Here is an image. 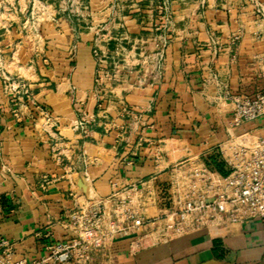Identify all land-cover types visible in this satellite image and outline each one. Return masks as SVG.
<instances>
[{
	"label": "crops",
	"instance_id": "0c3cea01",
	"mask_svg": "<svg viewBox=\"0 0 264 264\" xmlns=\"http://www.w3.org/2000/svg\"><path fill=\"white\" fill-rule=\"evenodd\" d=\"M152 3L129 0L126 12L118 13L127 35L143 36L144 24L153 16ZM172 3L175 24L162 75L153 79L152 64L143 73L141 66L130 64L134 72L113 88L106 102L110 118L128 126L126 133L120 128L104 133L98 126L90 137L81 138L74 129L81 113H98L93 97L97 32L77 33L70 24L72 4L61 8L57 0H0V238L16 244L17 258H38L49 243L72 237L60 222L74 206L71 193L108 195L113 180L169 182L175 166L193 160L207 163L232 134L264 136V116L233 126L232 105L223 98L226 93L264 92V80L253 63L264 52V42L255 40L247 27L238 46L230 45L232 33L247 16L238 0ZM103 45L111 50L115 42ZM5 78L31 84L35 99L54 113L57 126L43 125L37 110L25 102L19 103L18 120ZM123 102L133 115L122 116ZM51 130L61 134L66 158L73 160L83 151L92 157L87 176L57 164ZM125 156L135 163L127 165ZM45 176L50 183L42 186ZM82 176L87 191L78 185ZM263 262L264 218H254L218 235L199 230L136 254L130 253L128 239L120 238L110 256L98 254L93 264Z\"/></svg>",
	"mask_w": 264,
	"mask_h": 264
},
{
	"label": "built area",
	"instance_id": "2783aa9c",
	"mask_svg": "<svg viewBox=\"0 0 264 264\" xmlns=\"http://www.w3.org/2000/svg\"><path fill=\"white\" fill-rule=\"evenodd\" d=\"M166 3L164 1V5ZM238 6L247 16L232 33L230 45L233 48L238 46L241 37L248 31L247 27L252 29L250 34L255 40L264 42V0H238ZM158 40L156 55L151 60L153 79L162 75L166 48L171 38L161 34ZM103 46L97 32L93 50L97 61L93 97L98 113H81L74 125L81 138L90 137L98 126L103 127L104 133L120 128L125 134L128 129V126H120L110 118L106 102L111 100L113 88L127 81L134 70L127 62L118 64L115 61L112 69L109 59L113 52ZM75 47L73 45L72 51ZM121 51H125L124 47L117 48V56ZM253 63L258 68V76L264 80V52L257 54ZM125 70L128 74L122 73ZM4 86L11 104L15 106L13 113L18 120L22 118L19 103L25 102L37 110L43 125L57 126L54 113L35 99L31 84L5 78ZM223 98L232 105L233 126L264 116V92L252 95L226 93ZM123 105L122 116L133 115L129 105L124 102ZM49 136L57 164L87 176L86 167L92 157L83 151L70 160L61 149L64 141L61 134L51 130ZM218 153L229 169L226 175L203 160L181 162L173 168L169 181L170 203L167 206L160 204L159 191L152 181L122 183L113 180L108 195L79 196L71 193L74 206L60 222L72 237L49 243L45 253L35 259L17 258L16 244L0 238V264H93L98 254L110 256L115 240L120 238L128 239L130 253L136 254L149 245L177 236L199 230L218 235L224 228L243 225L249 219L264 218V136L249 132L232 134L219 145ZM123 161L127 165L135 163L133 157L128 156ZM49 183L45 176L41 185Z\"/></svg>",
	"mask_w": 264,
	"mask_h": 264
},
{
	"label": "rangeland",
	"instance_id": "374dc122",
	"mask_svg": "<svg viewBox=\"0 0 264 264\" xmlns=\"http://www.w3.org/2000/svg\"><path fill=\"white\" fill-rule=\"evenodd\" d=\"M57 1L62 4L61 8H64V6L67 8V4H72L70 6V24L77 29V33H79L80 30H85L88 34L98 32V38L101 40V44L115 42V47H110L111 52H113L109 59V62L112 64V69H114V61L118 64L127 62L132 66L135 64L137 67L141 66L143 73V67L145 65L146 67H148L149 64L153 65L151 60H154V56L157 52L156 44L159 42L158 36L166 34L169 37L175 24V16L172 12L171 5L173 4V0H153V3L149 8L153 16H151V21L144 24L147 29L143 36L139 37H131L130 35H127L125 22L118 19V13L126 12L129 0ZM81 1L86 3H81ZM164 1H167L165 5ZM8 7H12V5H9ZM32 11L33 9L30 10V17L32 16L31 21H33V15L31 14ZM32 25L33 23H31V26ZM120 30L123 33L119 36L117 34ZM120 47H124L125 51H121L119 56H117L115 51ZM122 73L128 74L126 70Z\"/></svg>",
	"mask_w": 264,
	"mask_h": 264
},
{
	"label": "trees",
	"instance_id": "16d2710c",
	"mask_svg": "<svg viewBox=\"0 0 264 264\" xmlns=\"http://www.w3.org/2000/svg\"><path fill=\"white\" fill-rule=\"evenodd\" d=\"M207 164L224 175L229 173V169L226 163L221 159L219 153L211 154L207 158ZM156 186L159 191L160 204L162 206L169 205V182H156Z\"/></svg>",
	"mask_w": 264,
	"mask_h": 264
},
{
	"label": "water",
	"instance_id": "95a60500",
	"mask_svg": "<svg viewBox=\"0 0 264 264\" xmlns=\"http://www.w3.org/2000/svg\"><path fill=\"white\" fill-rule=\"evenodd\" d=\"M78 185H79V187H80L81 189H83L84 191H87V185H86V179H85V177L82 176V177L79 179V181H78ZM262 264H264V262H263Z\"/></svg>",
	"mask_w": 264,
	"mask_h": 264
}]
</instances>
